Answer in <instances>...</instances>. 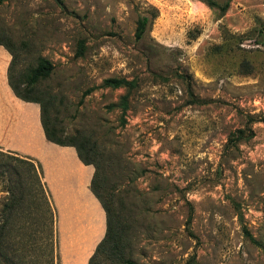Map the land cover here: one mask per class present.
Segmentation results:
<instances>
[{
    "label": "rangeland",
    "instance_id": "rangeland-1",
    "mask_svg": "<svg viewBox=\"0 0 264 264\" xmlns=\"http://www.w3.org/2000/svg\"><path fill=\"white\" fill-rule=\"evenodd\" d=\"M0 40L17 55V76L40 58L52 64L37 96L55 126L101 152V193L132 262L94 256L107 233L95 166L45 137L34 102L31 140L3 139L0 150L41 169L56 210L53 264H264V0L227 10L203 0H0ZM0 46L8 78L12 54ZM111 77L135 85L105 84ZM12 101L0 107L18 113L21 130L25 104ZM239 128L253 135L230 140ZM6 194L0 186V213ZM21 236L24 264H50L44 238L35 248L31 229Z\"/></svg>",
    "mask_w": 264,
    "mask_h": 264
},
{
    "label": "trees",
    "instance_id": "trees-1",
    "mask_svg": "<svg viewBox=\"0 0 264 264\" xmlns=\"http://www.w3.org/2000/svg\"><path fill=\"white\" fill-rule=\"evenodd\" d=\"M209 5H218L221 10H227L230 0L223 5H219L216 0H203ZM148 23L147 16H141L138 20L136 36L141 37L146 30ZM0 45H4L12 54V60L8 68V82L14 93L25 101L38 102L41 104L42 125L48 140L59 145L74 146L80 159L85 164H93L95 173L91 181L93 193L102 202L107 213V233L96 249L98 256L100 253H107L110 259H118L120 262L132 263L121 251L120 243L123 240L121 230L115 226V219L110 202L103 196L101 189L104 188L105 171L102 165L101 152L96 145L86 137L78 133L69 134L55 126L49 118L47 103L37 96L36 85L39 80L50 75L52 64L46 58H40L38 64L29 69L25 74L16 75L17 55L8 42L0 40ZM105 84L112 87H133L134 81L125 78L111 77L105 79ZM122 112L125 113L129 105V96L125 94L119 104ZM253 135L251 128H239L230 138L232 141L248 138ZM0 186L7 194L2 202L0 213V247L5 248L2 254L6 264H24L22 239L15 240L17 235H23L26 228L31 229V244L37 246L38 241L44 238L47 256L50 264H53L54 253V222L56 210L50 203V195L42 178V172L34 160L20 156L16 153L4 152L0 150ZM41 227H44L42 229ZM42 232L43 234H40ZM0 248V249H1ZM19 248L22 252L14 254ZM10 250L11 255L7 254ZM89 264H94L93 259ZM188 264H195L194 259H190Z\"/></svg>",
    "mask_w": 264,
    "mask_h": 264
},
{
    "label": "crops",
    "instance_id": "crops-1",
    "mask_svg": "<svg viewBox=\"0 0 264 264\" xmlns=\"http://www.w3.org/2000/svg\"><path fill=\"white\" fill-rule=\"evenodd\" d=\"M9 59H10V54L2 46H0V105H2V100L4 98L9 99L11 101L14 100V102L16 103H20L19 101H21V103L25 104L24 106L26 108L23 111L22 119L24 118L26 120L25 114L29 115L31 118V111L37 112L38 105L34 102H29V101L20 99L12 91V88L9 85L8 78L6 76V67L8 65ZM26 104L28 105V107H26ZM15 115H16L15 118L13 117L12 114H9L8 116L5 115L4 110H2V108L0 107V140H3V139L6 140L8 138L17 139L20 137L31 140L32 134H33L32 132L33 124L31 123L32 125H29V123H27V120L26 122L22 121L23 126H22V129L20 130L19 128L20 118H18V113ZM41 134L45 136L43 129H41ZM54 146L60 149L64 148L63 146L57 143H55Z\"/></svg>",
    "mask_w": 264,
    "mask_h": 264
}]
</instances>
